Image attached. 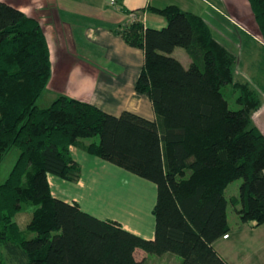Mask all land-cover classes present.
I'll use <instances>...</instances> for the list:
<instances>
[{
	"label": "trees",
	"instance_id": "trees-1",
	"mask_svg": "<svg viewBox=\"0 0 264 264\" xmlns=\"http://www.w3.org/2000/svg\"><path fill=\"white\" fill-rule=\"evenodd\" d=\"M248 1L264 41V0ZM147 8L166 24L136 18L116 32L143 50L135 90L149 98L154 119L129 110L114 115L65 94L38 106L51 72L44 32L36 18L0 0V161L18 149L0 182V264H149L135 257L136 248L176 254L178 264H229L212 246L230 228L228 204L242 222H264L255 90L234 81L235 56L200 16L175 4ZM175 47L188 55L187 66L171 54ZM227 84L238 92L237 108L222 91ZM71 145L156 185L152 239L51 193L48 173L79 177ZM237 178L238 194L226 196ZM25 203L31 217L21 226L15 215Z\"/></svg>",
	"mask_w": 264,
	"mask_h": 264
},
{
	"label": "crops",
	"instance_id": "crops-1",
	"mask_svg": "<svg viewBox=\"0 0 264 264\" xmlns=\"http://www.w3.org/2000/svg\"><path fill=\"white\" fill-rule=\"evenodd\" d=\"M5 1L36 18L42 27L51 68L45 90H51L52 97L65 94L114 115L129 110L148 119H154L151 102L135 90L143 50L127 44L116 30L133 18L144 26H164L166 19L150 11V5L161 8L175 4L200 16L227 50L222 41L236 42L237 53L229 50L236 59L233 79L255 90L259 105L252 111L251 119L264 134V41L248 0H118L116 6L108 0ZM230 23L238 30L233 31ZM177 50L175 47L171 54L187 66L188 55ZM69 151L80 165L79 177L73 181L48 173L51 193L76 202L97 218L115 220L130 232L152 239L156 185L74 145ZM234 220L228 221L226 235L212 242L213 248L229 264H264V222H242L238 214ZM148 254L145 252V258ZM159 256L149 264L180 261L172 253Z\"/></svg>",
	"mask_w": 264,
	"mask_h": 264
},
{
	"label": "rangeland",
	"instance_id": "rangeland-1",
	"mask_svg": "<svg viewBox=\"0 0 264 264\" xmlns=\"http://www.w3.org/2000/svg\"><path fill=\"white\" fill-rule=\"evenodd\" d=\"M230 27L233 31H237L238 29L230 23ZM215 32V31H214ZM215 34V33H214ZM219 40H221V35H215ZM235 39V36L234 38ZM234 41V40H233ZM223 44L228 47L229 50H231L234 53H237V47H236V42H230L228 40L222 41ZM177 51H183L182 47H177ZM223 93L225 94L230 108H237L238 103L236 102V97L238 95L237 90H232V86L230 84H227L222 88ZM53 92L51 90H45L41 97L37 100L38 106H46L49 104L50 100L54 97H52ZM51 98V99H50ZM18 155V149L16 147L10 148L3 156V158L0 161V182L7 176L10 168L12 167L15 159L17 158ZM140 177V176H138ZM141 178V177H140ZM241 182V178H237L232 180L231 182L228 183L226 186L224 193L226 196L238 194V187ZM31 217V205L29 203L22 204L21 209L19 212L15 215V219L19 222L21 226H24ZM237 214L233 207L228 204L227 206V218L228 221H235ZM237 221V220H236ZM0 249L3 250V248L0 246ZM4 252V251H3ZM160 254H148V257L145 258V251L143 252L142 249H137L135 252V256L137 259H141L142 257L145 258V263L152 262L151 260H156ZM176 255V254H175ZM178 256V255H177ZM162 258V257H161ZM160 263L163 261L160 260Z\"/></svg>",
	"mask_w": 264,
	"mask_h": 264
},
{
	"label": "built area",
	"instance_id": "built-area-1",
	"mask_svg": "<svg viewBox=\"0 0 264 264\" xmlns=\"http://www.w3.org/2000/svg\"><path fill=\"white\" fill-rule=\"evenodd\" d=\"M108 2H109V4L110 5H114V6H116L117 5V2H118V0H108ZM132 16H135V15H132ZM134 19V18H133ZM226 235V234H225Z\"/></svg>",
	"mask_w": 264,
	"mask_h": 264
}]
</instances>
